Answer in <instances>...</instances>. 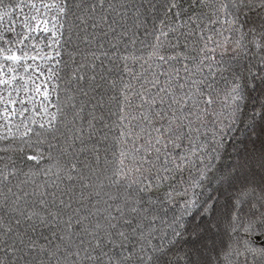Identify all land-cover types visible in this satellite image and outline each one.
Here are the masks:
<instances>
[{
    "label": "snow or ice",
    "instance_id": "6c2138e0",
    "mask_svg": "<svg viewBox=\"0 0 264 264\" xmlns=\"http://www.w3.org/2000/svg\"><path fill=\"white\" fill-rule=\"evenodd\" d=\"M0 264H264V0H0Z\"/></svg>",
    "mask_w": 264,
    "mask_h": 264
}]
</instances>
